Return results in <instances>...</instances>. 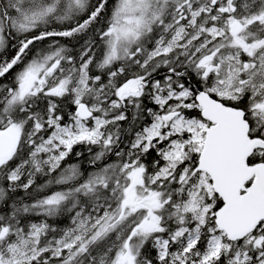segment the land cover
Returning a JSON list of instances; mask_svg holds the SVG:
<instances>
[{"label":"snow or ice","instance_id":"6c2138e0","mask_svg":"<svg viewBox=\"0 0 264 264\" xmlns=\"http://www.w3.org/2000/svg\"><path fill=\"white\" fill-rule=\"evenodd\" d=\"M0 264H264V0H0Z\"/></svg>","mask_w":264,"mask_h":264},{"label":"trees","instance_id":"16d2710c","mask_svg":"<svg viewBox=\"0 0 264 264\" xmlns=\"http://www.w3.org/2000/svg\"><path fill=\"white\" fill-rule=\"evenodd\" d=\"M111 2H112V0H109V6H111ZM61 42L62 43H66V44H72V43H74V41H69V40H67V39H61ZM48 42L47 41H45L44 42V44H42V45H38V46H44V45H46ZM77 150H79V148L77 149ZM69 162H71V161H69ZM39 182H42V178H40V179H38V183ZM20 195H23V193H20Z\"/></svg>","mask_w":264,"mask_h":264}]
</instances>
